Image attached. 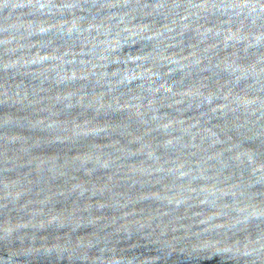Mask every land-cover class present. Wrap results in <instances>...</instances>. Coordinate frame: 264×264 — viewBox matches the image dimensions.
<instances>
[{
  "label": "water",
  "instance_id": "obj_1",
  "mask_svg": "<svg viewBox=\"0 0 264 264\" xmlns=\"http://www.w3.org/2000/svg\"><path fill=\"white\" fill-rule=\"evenodd\" d=\"M0 264H264V0H0Z\"/></svg>",
  "mask_w": 264,
  "mask_h": 264
}]
</instances>
